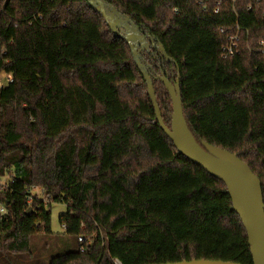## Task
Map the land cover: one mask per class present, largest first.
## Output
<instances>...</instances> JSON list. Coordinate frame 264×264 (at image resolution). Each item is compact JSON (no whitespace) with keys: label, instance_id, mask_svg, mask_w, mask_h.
Here are the masks:
<instances>
[{"label":"trees","instance_id":"trees-1","mask_svg":"<svg viewBox=\"0 0 264 264\" xmlns=\"http://www.w3.org/2000/svg\"><path fill=\"white\" fill-rule=\"evenodd\" d=\"M105 1L174 61L151 72L165 123L172 103L157 76L180 73L197 140L237 154L264 195V0ZM238 28L240 53L224 59ZM2 75L13 82L0 90V264L53 233L54 203L67 205L60 223L76 248L49 264H253L226 185L163 132L129 43L87 0H0ZM32 187L49 203L27 215Z\"/></svg>","mask_w":264,"mask_h":264},{"label":"water","instance_id":"water-1","mask_svg":"<svg viewBox=\"0 0 264 264\" xmlns=\"http://www.w3.org/2000/svg\"><path fill=\"white\" fill-rule=\"evenodd\" d=\"M87 1L102 14L110 29L129 43L134 60L147 82L148 95L163 132L171 139L180 154L226 185V191L232 201V210L238 214L247 231L253 264H264V195L260 178L237 154L205 140H201V142L197 140L184 114L180 73L175 80L163 75L157 76L164 83L172 103L171 124L168 126L165 123L156 96L153 77L150 72L151 67L145 62L141 54L144 50L153 49L168 62H174L173 59L167 54L164 46L157 42L149 32L140 28L115 6L105 0ZM33 212V207H29L27 215ZM163 264L242 263L193 259Z\"/></svg>","mask_w":264,"mask_h":264},{"label":"rangeland","instance_id":"rangeland-1","mask_svg":"<svg viewBox=\"0 0 264 264\" xmlns=\"http://www.w3.org/2000/svg\"><path fill=\"white\" fill-rule=\"evenodd\" d=\"M6 180L8 181L9 178L6 177ZM33 194H39V190H33ZM50 210L53 233L35 234L32 237V254L14 258L11 264H49L51 256L76 248L75 238L64 234L65 229L60 223V216L67 213V205L54 203Z\"/></svg>","mask_w":264,"mask_h":264},{"label":"built area","instance_id":"built-area-1","mask_svg":"<svg viewBox=\"0 0 264 264\" xmlns=\"http://www.w3.org/2000/svg\"><path fill=\"white\" fill-rule=\"evenodd\" d=\"M220 2H217V5H219ZM252 7H250L251 9ZM218 9L215 10L217 12ZM221 32H224V29H221ZM240 29L238 28V31L235 34L229 35L227 37V43L223 46L222 48V57L224 59L226 58H231L240 53V35H239ZM261 44H263V41H261ZM13 82V78L11 75H2L0 76V90H2L4 87H6L8 84ZM9 188L8 181L6 180V177H2L0 175V191H3L5 189ZM33 190H39V194H33ZM36 199L42 200L45 205H48L49 200L45 196V191L42 188L38 187H32L31 195L29 196L28 199V204L30 207H32V204L35 202ZM39 205L37 204V207L39 208ZM34 211H36V209ZM7 214V208L4 204L0 203V215L3 216ZM113 264H122V262L114 258L113 259Z\"/></svg>","mask_w":264,"mask_h":264},{"label":"flooded vegetation","instance_id":"flooded-vegetation-1","mask_svg":"<svg viewBox=\"0 0 264 264\" xmlns=\"http://www.w3.org/2000/svg\"><path fill=\"white\" fill-rule=\"evenodd\" d=\"M141 55L144 58L145 62L150 65V72H154V66L158 65V62L162 56L153 49L144 50Z\"/></svg>","mask_w":264,"mask_h":264}]
</instances>
